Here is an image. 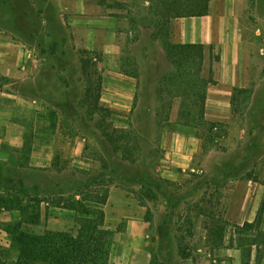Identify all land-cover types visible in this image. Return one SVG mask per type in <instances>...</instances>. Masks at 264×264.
<instances>
[{
  "label": "rangeland",
  "instance_id": "rangeland-1",
  "mask_svg": "<svg viewBox=\"0 0 264 264\" xmlns=\"http://www.w3.org/2000/svg\"><path fill=\"white\" fill-rule=\"evenodd\" d=\"M99 2L119 30L91 48L75 38L65 0H0L5 34L30 51L24 80L0 76V264H49L41 255L54 252L31 246L40 256L26 261L14 235L76 236L65 205L78 200L115 233L109 264L125 247L132 263L141 247L142 264H233L215 231L231 246L247 190V213L264 192V0H249L242 86L221 109L207 104L217 47L179 69L151 1ZM99 78L95 107L84 94Z\"/></svg>",
  "mask_w": 264,
  "mask_h": 264
},
{
  "label": "crops",
  "instance_id": "crops-1",
  "mask_svg": "<svg viewBox=\"0 0 264 264\" xmlns=\"http://www.w3.org/2000/svg\"><path fill=\"white\" fill-rule=\"evenodd\" d=\"M65 2L67 10L71 13V26L77 40L84 37L83 43L88 45L86 47L91 46V48L95 44L115 43L119 30V17L106 11L108 8L103 6L99 0H65ZM248 3L249 0H210L208 15L175 19L167 27V40L172 44H202L219 49L220 60L214 70L218 89L213 90V93H216L215 96L209 97L207 100V104L213 105L214 109L230 106L229 98L232 95V90L242 86L241 76L244 71L241 69L240 63L242 61V46L245 43L243 22L246 19ZM4 28L6 27L0 25V76L24 80L27 72L23 64L30 57L27 43L16 37H8ZM100 37L105 41L98 40ZM210 93L211 90H209ZM7 123L8 121L0 120V126L7 125ZM233 183L238 185L240 181L235 178ZM251 184L252 181H248L247 185ZM250 190H247L246 198L242 202L241 213L237 219L238 227H242L246 222L253 223L260 207L264 204V192H262V196L255 195V202L256 198L258 201V197L261 200L260 206L255 211L247 213L246 205L251 197ZM131 225L132 223L129 222L127 234L132 233ZM261 229L264 232V214ZM224 233L227 235L226 230ZM233 236L234 243L231 246L224 244L226 240L224 237L223 247H226L225 250L229 257L233 258V264H242L241 244H237L238 239L235 238L237 234ZM260 249L264 252V245L260 246ZM129 253H133V251L131 252L129 247H125L121 264H142L141 247L137 255L133 257V263ZM256 253L257 248L253 246L252 261H254ZM261 264H264V257Z\"/></svg>",
  "mask_w": 264,
  "mask_h": 264
},
{
  "label": "trees",
  "instance_id": "trees-1",
  "mask_svg": "<svg viewBox=\"0 0 264 264\" xmlns=\"http://www.w3.org/2000/svg\"><path fill=\"white\" fill-rule=\"evenodd\" d=\"M151 1V12L158 22L159 27L166 29L172 20L187 17H202L209 14L210 0H149ZM163 49L167 54L169 62L181 69L186 63L202 61L206 46L202 44H172L165 39L162 41ZM210 50L213 46H208ZM88 69V68H87ZM86 71V66H84ZM102 90V79L94 84L88 80L84 99L99 106L100 92ZM106 197L100 201H105ZM65 205V204H64ZM60 206V205H59ZM61 207V206H60ZM65 208L74 210L77 214L76 223L79 230L76 236L61 235L49 232L43 236L25 234L14 235L22 245V256L26 261H33L38 256L30 249L31 246H43L49 252L56 255L48 256L46 252L41 255L49 264H109L113 247L115 233L105 227L104 212L97 208L88 207L84 201H75ZM174 213V212H173ZM172 213V214H173ZM264 214V204L260 207L257 218L253 223H244L238 227L237 237L242 248V264H261L264 257L260 246L264 245V232L261 229ZM225 228L215 231L217 247L223 246ZM21 237L25 239H20ZM256 246L257 253L252 261V248Z\"/></svg>",
  "mask_w": 264,
  "mask_h": 264
}]
</instances>
